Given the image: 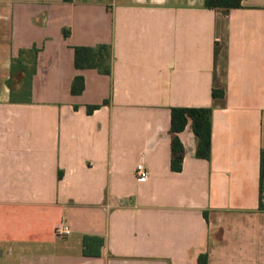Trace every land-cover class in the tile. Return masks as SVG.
<instances>
[{"label": "crops", "instance_id": "1", "mask_svg": "<svg viewBox=\"0 0 264 264\" xmlns=\"http://www.w3.org/2000/svg\"><path fill=\"white\" fill-rule=\"evenodd\" d=\"M204 3L0 0V264H264V0ZM99 46L111 74L77 69ZM178 107L212 110L211 158L189 121L179 172Z\"/></svg>", "mask_w": 264, "mask_h": 264}, {"label": "trees", "instance_id": "2", "mask_svg": "<svg viewBox=\"0 0 264 264\" xmlns=\"http://www.w3.org/2000/svg\"><path fill=\"white\" fill-rule=\"evenodd\" d=\"M71 2V0H64ZM246 0H205L207 9H239L243 7ZM65 37L69 32L65 31ZM111 53L108 46L76 47L75 66L77 69H98L101 73L111 74ZM85 84L82 77H77L72 85V92L75 95L81 94ZM214 97H223L224 93L214 91ZM98 109V106L89 107V113ZM191 121L193 132L197 138L196 156L201 159L211 158V137H212V110L208 108H173L171 110V133L172 137V168L174 171H181L184 158V147L179 138V134L185 130ZM261 179H264V152L262 153ZM262 209V204H261ZM104 244L102 238L84 237V255L100 256L101 248ZM199 264H208V255L202 254L198 259Z\"/></svg>", "mask_w": 264, "mask_h": 264}, {"label": "built area", "instance_id": "3", "mask_svg": "<svg viewBox=\"0 0 264 264\" xmlns=\"http://www.w3.org/2000/svg\"><path fill=\"white\" fill-rule=\"evenodd\" d=\"M135 177L137 181H145L149 178V170L139 164L135 170ZM56 233L59 237H67L71 234V230L65 223H61L57 226Z\"/></svg>", "mask_w": 264, "mask_h": 264}]
</instances>
